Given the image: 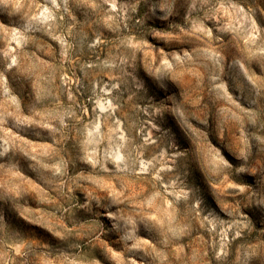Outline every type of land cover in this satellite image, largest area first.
<instances>
[{"label":"rangeland","instance_id":"rangeland-1","mask_svg":"<svg viewBox=\"0 0 264 264\" xmlns=\"http://www.w3.org/2000/svg\"><path fill=\"white\" fill-rule=\"evenodd\" d=\"M0 264H264V0H0Z\"/></svg>","mask_w":264,"mask_h":264}]
</instances>
